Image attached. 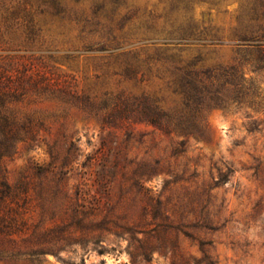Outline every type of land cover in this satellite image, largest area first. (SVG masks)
<instances>
[{"label":"rangeland","instance_id":"374dc122","mask_svg":"<svg viewBox=\"0 0 264 264\" xmlns=\"http://www.w3.org/2000/svg\"><path fill=\"white\" fill-rule=\"evenodd\" d=\"M23 2L26 53L77 97L9 107L36 142L1 161L0 264H264V62L230 40L264 0Z\"/></svg>","mask_w":264,"mask_h":264},{"label":"trees","instance_id":"16d2710c","mask_svg":"<svg viewBox=\"0 0 264 264\" xmlns=\"http://www.w3.org/2000/svg\"><path fill=\"white\" fill-rule=\"evenodd\" d=\"M21 0L15 2H0V17L4 21H10L12 27L22 30L23 39L19 41L3 40L0 32V252L2 249V239L12 235L15 223L7 215L9 197L17 195L18 188H11L3 175L1 161L7 156L16 144H24L33 147L34 136L31 133L19 132L20 120L10 111V105L24 97L29 88H37L42 81L47 80V84L55 90L60 91L68 97H77L76 91L69 82L57 81L54 72L41 59L33 53L27 54L28 44H33L37 25L31 19V5ZM47 0H39L36 10L39 13L45 12ZM39 5V6H38ZM29 17V18H28ZM252 24L243 25L233 35L235 43L231 46L237 51L255 52L262 59L255 63L258 65L264 62V3L259 2L258 10L252 14ZM10 27V28H12ZM7 29V27H6ZM12 29H7L11 31ZM38 30V29H37ZM6 31V30H5ZM222 46L221 41L210 43L209 45ZM231 69V68H230ZM22 125V124H21ZM52 157L53 160L54 157ZM48 172V170H45ZM8 261L5 257H0V263Z\"/></svg>","mask_w":264,"mask_h":264}]
</instances>
